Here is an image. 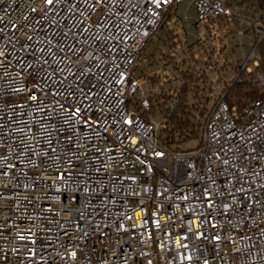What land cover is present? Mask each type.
Listing matches in <instances>:
<instances>
[{
    "label": "built area",
    "instance_id": "obj_1",
    "mask_svg": "<svg viewBox=\"0 0 264 264\" xmlns=\"http://www.w3.org/2000/svg\"><path fill=\"white\" fill-rule=\"evenodd\" d=\"M245 1L0 0V264H264V98L230 107L224 81L198 144L171 152L179 65L175 85L135 76L185 2L236 21L251 72L264 0Z\"/></svg>",
    "mask_w": 264,
    "mask_h": 264
},
{
    "label": "trees",
    "instance_id": "obj_2",
    "mask_svg": "<svg viewBox=\"0 0 264 264\" xmlns=\"http://www.w3.org/2000/svg\"><path fill=\"white\" fill-rule=\"evenodd\" d=\"M173 16L175 14L168 16L156 36L161 46L154 48L146 58L147 62L153 64L156 55L162 53L166 58L164 64L166 68L171 66L173 70L177 69L179 65L181 81L179 102L161 127V145L171 152L183 151L182 145L201 139L209 112L207 105L210 102V96L206 95L204 91L207 89L212 90L209 84L213 82L209 80L207 69L196 70L195 62L197 59L193 53L194 45H188L187 49L183 51L186 52V55L189 52L191 57H183L179 62L180 64L176 62V54L179 48L182 47V42L177 37L178 27L175 29L169 24ZM172 50L174 52L170 53ZM259 51L262 59L258 66L254 67L251 72H240L239 67H235V74L238 75L229 82H225V99L230 107L243 108L255 99L264 98V86H261L259 81V76H264V39L259 45ZM189 61L194 64H188ZM226 67L227 63L220 66V68ZM147 79L154 85L158 84L160 87H164L160 83V76L151 75ZM171 80V78L164 80V83H170ZM167 97L168 95L165 98ZM202 97L205 98L204 102L201 101ZM152 102L153 108L161 105L154 103L155 99Z\"/></svg>",
    "mask_w": 264,
    "mask_h": 264
},
{
    "label": "rangeland",
    "instance_id": "obj_3",
    "mask_svg": "<svg viewBox=\"0 0 264 264\" xmlns=\"http://www.w3.org/2000/svg\"><path fill=\"white\" fill-rule=\"evenodd\" d=\"M244 5L241 14L248 17L252 16L253 0L245 1ZM177 11L178 13L176 12V15L173 16L169 23L170 26L175 29L178 27L177 37L181 42H185V49H187L188 45H194L193 53L197 59L195 62L196 70L207 69L209 80L213 81L212 84H209L212 90L207 89L204 91L206 95L210 96V102L207 105L208 109H210L213 100L222 93L224 81L229 82L235 78L234 68L239 67L241 60L245 59L246 55L251 52L250 37H238L236 35L237 23L232 18L218 17L211 21L198 23L196 11L188 2L179 5ZM185 16L187 19H185ZM232 37L234 40H231ZM157 40V38H154L146 49L143 61H140L135 69V76L145 79L151 75L160 76L162 85H175L176 82L173 80L170 83H164V80H168L173 75V72L171 66L165 67L166 58L162 53L156 55L153 64H150L149 61L147 63L144 62V59L147 58L154 48L161 46ZM233 46L235 50L232 49ZM174 50L170 53H173ZM180 50L181 47L178 51ZM180 57H191V54L188 52L186 55V52H183ZM224 63H227V67L220 68ZM188 64L193 65L194 63L189 61ZM204 100L205 98L202 97L201 101L204 102ZM199 141H190L182 145L181 148L183 151H187L194 148Z\"/></svg>",
    "mask_w": 264,
    "mask_h": 264
},
{
    "label": "snow or ice",
    "instance_id": "obj_4",
    "mask_svg": "<svg viewBox=\"0 0 264 264\" xmlns=\"http://www.w3.org/2000/svg\"><path fill=\"white\" fill-rule=\"evenodd\" d=\"M53 2V0H47L48 4H51ZM32 99H35V97L33 96ZM77 113H79V109H76V111L73 113V115H76Z\"/></svg>",
    "mask_w": 264,
    "mask_h": 264
},
{
    "label": "crops",
    "instance_id": "obj_5",
    "mask_svg": "<svg viewBox=\"0 0 264 264\" xmlns=\"http://www.w3.org/2000/svg\"><path fill=\"white\" fill-rule=\"evenodd\" d=\"M177 13H178V11H177Z\"/></svg>",
    "mask_w": 264,
    "mask_h": 264
}]
</instances>
